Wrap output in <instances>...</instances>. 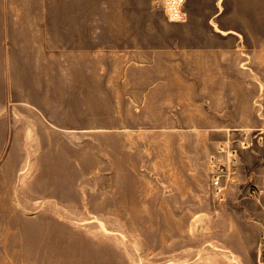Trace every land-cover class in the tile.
<instances>
[{
    "label": "rangeland",
    "instance_id": "obj_1",
    "mask_svg": "<svg viewBox=\"0 0 264 264\" xmlns=\"http://www.w3.org/2000/svg\"><path fill=\"white\" fill-rule=\"evenodd\" d=\"M42 1L44 5L37 6V0H10L19 46L26 38L18 37V31L25 29L44 31L37 39L23 33L35 44L47 46V31L68 28L83 30L76 39L84 41L80 37L84 31L100 28L101 3L109 8L107 28L142 30L149 27L144 17L122 16L118 11L125 5L142 9L153 4V0ZM189 7L194 14L192 30L205 35L192 47L236 45L235 39L218 34L222 30L247 31L240 41L251 47L264 45V0H188V12ZM170 25L181 31L187 24ZM85 60L83 54L72 56L73 62ZM3 61L0 53V80L5 83ZM75 66L72 73L79 79L83 71ZM261 103H256L258 109ZM189 104L201 106L203 99L190 97ZM237 107L235 121L248 122L249 97H237ZM162 113L151 111L144 97H72V135L60 137L62 164L69 150L72 155V198L63 197L62 190L58 211L52 206L53 183L32 181L29 212H20L19 189L26 182L14 179L13 212L0 215L7 226L0 236V264H254L248 252L243 262L231 260L220 244L228 241L221 224L227 219L215 213L208 158L212 142H223V136L154 132L156 127L168 126L200 129L213 126L215 120L199 116L201 110L190 112L198 116L164 117ZM243 133H234L235 146ZM4 152L0 150V158ZM37 158L32 157L29 179L53 170L49 162L36 165Z\"/></svg>",
    "mask_w": 264,
    "mask_h": 264
},
{
    "label": "crops",
    "instance_id": "obj_2",
    "mask_svg": "<svg viewBox=\"0 0 264 264\" xmlns=\"http://www.w3.org/2000/svg\"><path fill=\"white\" fill-rule=\"evenodd\" d=\"M101 4L100 28L84 31L80 36L84 41L76 39L83 30L68 28L47 31V46L45 42L35 44L23 33L37 39L44 31L25 29L18 31L21 33L18 37L26 38L19 46L13 28L12 3L0 0V53L6 73L5 83L0 80V150L5 151L0 158V215L13 212L14 179L26 182L19 189L20 212H29L32 181L53 183L52 206L58 211L62 190L63 197L72 198V155L69 150L62 164L60 145L62 133L72 135V97H144L150 110L161 111L164 117L198 116L200 113L190 112L201 110L199 116L214 119L213 126L200 129L168 126L161 130L156 127L154 132L222 135L223 142H212L213 153L208 158L211 176L213 160L230 166L229 149L237 147L234 133L264 129V45L251 47L240 41L248 36L247 31L220 30V36L236 40L232 47L209 48L202 43L194 48L191 44L205 35L192 30L194 14L190 7L186 28L178 31L170 28L162 11L153 4L148 3L142 9L138 6L128 9L125 5L118 14L142 16L149 23L148 28L129 30L107 28L109 8ZM39 5L44 2L37 0ZM78 54L85 55V62L72 61V56ZM77 64L75 68L83 71L79 79L72 73ZM169 97L182 100L172 103ZM190 97H202L203 105L191 106ZM237 97H249L250 120L246 123L235 121ZM260 100L258 109L256 103ZM35 156L39 158L36 165L49 162L53 170L29 179L27 172ZM234 159L235 183L221 197L211 193L215 213L227 219L221 224L225 225L228 241L220 244L235 262H243L244 252H248L254 264H264V151H241ZM251 191L257 195L252 196ZM3 218L0 217V236L7 228Z\"/></svg>",
    "mask_w": 264,
    "mask_h": 264
},
{
    "label": "built area",
    "instance_id": "obj_3",
    "mask_svg": "<svg viewBox=\"0 0 264 264\" xmlns=\"http://www.w3.org/2000/svg\"><path fill=\"white\" fill-rule=\"evenodd\" d=\"M153 6L162 11L169 24H184L188 21V0H153ZM237 148L239 149H229V167L216 163L215 160L212 161V189L218 197H221L226 189L235 183L234 158L238 150L254 151L255 148L264 150V129L243 133L242 139L237 141ZM251 195H257L256 191H251Z\"/></svg>",
    "mask_w": 264,
    "mask_h": 264
}]
</instances>
